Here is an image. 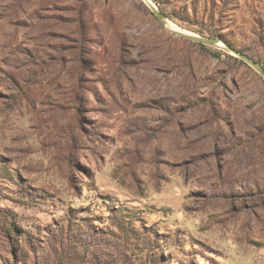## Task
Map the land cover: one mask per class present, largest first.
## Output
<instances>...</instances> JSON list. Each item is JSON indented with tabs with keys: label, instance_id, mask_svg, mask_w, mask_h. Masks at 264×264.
Returning <instances> with one entry per match:
<instances>
[{
	"label": "rangeland",
	"instance_id": "rangeland-1",
	"mask_svg": "<svg viewBox=\"0 0 264 264\" xmlns=\"http://www.w3.org/2000/svg\"><path fill=\"white\" fill-rule=\"evenodd\" d=\"M0 0V264H264V0Z\"/></svg>",
	"mask_w": 264,
	"mask_h": 264
},
{
	"label": "water",
	"instance_id": "water-1",
	"mask_svg": "<svg viewBox=\"0 0 264 264\" xmlns=\"http://www.w3.org/2000/svg\"><path fill=\"white\" fill-rule=\"evenodd\" d=\"M146 2L149 5V7L152 9V11L156 14V16L166 25V20H165V17L163 16V14L160 11H158V9L155 7V5L150 0H146ZM166 27L170 31H173L178 35L184 36L185 38L200 42L202 44L214 45L217 43V40L214 38H208V37H202V36H197V35H192V34H186V33L180 32L178 30H174V29L168 27L167 25H166ZM227 48L229 50H231L232 52H234L240 59H242L243 61H245L246 63H248L252 67H254L259 73H261L264 76V66H262L259 62H257L256 60H254L253 58H251L247 54H244L240 51H237L228 45H227Z\"/></svg>",
	"mask_w": 264,
	"mask_h": 264
},
{
	"label": "bare ground",
	"instance_id": "bare-ground-1",
	"mask_svg": "<svg viewBox=\"0 0 264 264\" xmlns=\"http://www.w3.org/2000/svg\"><path fill=\"white\" fill-rule=\"evenodd\" d=\"M167 26L170 27V28H172V29H174V30H178V31H180V32L186 33V32H184V31H181L180 29H178L176 26H174V25L171 24V23H168ZM186 34H187V33H186Z\"/></svg>",
	"mask_w": 264,
	"mask_h": 264
},
{
	"label": "trees",
	"instance_id": "trees-1",
	"mask_svg": "<svg viewBox=\"0 0 264 264\" xmlns=\"http://www.w3.org/2000/svg\"><path fill=\"white\" fill-rule=\"evenodd\" d=\"M233 49H235V50H237V51H240V52L244 53L243 51H241V50H239V49H236V48H233ZM244 54H245V53H244Z\"/></svg>",
	"mask_w": 264,
	"mask_h": 264
}]
</instances>
